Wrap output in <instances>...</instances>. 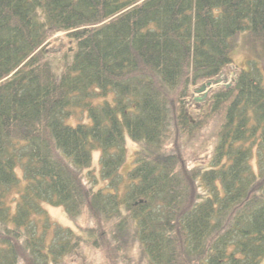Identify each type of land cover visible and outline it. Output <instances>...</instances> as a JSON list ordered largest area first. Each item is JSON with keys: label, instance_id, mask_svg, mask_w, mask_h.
I'll list each match as a JSON object with an SVG mask.
<instances>
[{"label": "trees", "instance_id": "trees-1", "mask_svg": "<svg viewBox=\"0 0 264 264\" xmlns=\"http://www.w3.org/2000/svg\"><path fill=\"white\" fill-rule=\"evenodd\" d=\"M238 38L247 67L190 105ZM130 242L148 264L264 260V0H0V264Z\"/></svg>", "mask_w": 264, "mask_h": 264}, {"label": "rangeland", "instance_id": "rangeland-1", "mask_svg": "<svg viewBox=\"0 0 264 264\" xmlns=\"http://www.w3.org/2000/svg\"><path fill=\"white\" fill-rule=\"evenodd\" d=\"M49 47L52 50V54H56V58L53 60L54 66L58 67V61L61 59L62 54L70 52L72 50V43L67 39L64 32H56L49 38ZM238 41V50L235 53L234 57V65H230L224 72H222L217 78L220 79V83L218 85H213L209 87V92L216 87H227L230 86L240 70V68L247 67V57H252V53L249 50L248 44H243L244 41L241 38L237 39ZM202 83V82H201ZM200 83V84H201ZM190 88V95L188 97V103L192 105L193 103L200 101L203 97V93H196L195 89L200 86ZM199 88V87H198ZM207 97V96H206ZM72 122V120H71ZM73 123V122H72ZM126 161L120 168V172L123 175L126 170H128L134 159V152L136 150V146L129 139L126 141ZM98 153L95 152L93 154V173L98 178L99 168H98ZM252 164H255V161H251ZM105 182L100 179H97V185L100 187ZM105 185V184H104ZM47 212L50 218L62 225L72 227L76 232L84 228L94 227L95 221H93L87 213L82 212L76 219H72L61 206H49L47 205ZM103 226L107 225V222L102 223ZM108 247L102 245L100 247L93 246H83V250L79 253H75L71 256L66 257L64 264H148L145 259L140 257L139 245L137 243L130 242L128 245H123L121 251H117L112 249L111 257L106 252ZM107 257V258H106ZM260 264H264V260L260 262Z\"/></svg>", "mask_w": 264, "mask_h": 264}, {"label": "water", "instance_id": "water-1", "mask_svg": "<svg viewBox=\"0 0 264 264\" xmlns=\"http://www.w3.org/2000/svg\"><path fill=\"white\" fill-rule=\"evenodd\" d=\"M219 81H220L219 79L211 80V81L209 80L206 83L201 84V86L199 88H197L195 91L197 93H203V95H206V91H207L208 86H210L212 83L217 84V83H219Z\"/></svg>", "mask_w": 264, "mask_h": 264}]
</instances>
